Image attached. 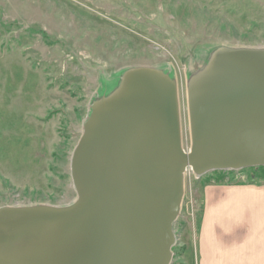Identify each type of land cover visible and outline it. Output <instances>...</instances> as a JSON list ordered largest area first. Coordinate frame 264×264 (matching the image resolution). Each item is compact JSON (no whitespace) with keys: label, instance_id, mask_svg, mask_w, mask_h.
Masks as SVG:
<instances>
[{"label":"rangeland","instance_id":"374dc122","mask_svg":"<svg viewBox=\"0 0 264 264\" xmlns=\"http://www.w3.org/2000/svg\"><path fill=\"white\" fill-rule=\"evenodd\" d=\"M222 48H264V0H0V209L72 205L70 158L91 104L135 68L177 88L190 149L187 85ZM262 184L264 168L184 174L170 264H196L200 187Z\"/></svg>","mask_w":264,"mask_h":264},{"label":"water","instance_id":"95a60500","mask_svg":"<svg viewBox=\"0 0 264 264\" xmlns=\"http://www.w3.org/2000/svg\"><path fill=\"white\" fill-rule=\"evenodd\" d=\"M187 107L185 152L175 82L152 68L122 74L71 155L76 201L0 209V264H170L185 172L264 168V48L214 51Z\"/></svg>","mask_w":264,"mask_h":264},{"label":"crops","instance_id":"0c3cea01","mask_svg":"<svg viewBox=\"0 0 264 264\" xmlns=\"http://www.w3.org/2000/svg\"><path fill=\"white\" fill-rule=\"evenodd\" d=\"M196 264H264V183L200 187Z\"/></svg>","mask_w":264,"mask_h":264},{"label":"trees","instance_id":"16d2710c","mask_svg":"<svg viewBox=\"0 0 264 264\" xmlns=\"http://www.w3.org/2000/svg\"><path fill=\"white\" fill-rule=\"evenodd\" d=\"M222 181L220 180V181H216L215 183H221Z\"/></svg>","mask_w":264,"mask_h":264},{"label":"built area","instance_id":"2783aa9c","mask_svg":"<svg viewBox=\"0 0 264 264\" xmlns=\"http://www.w3.org/2000/svg\"><path fill=\"white\" fill-rule=\"evenodd\" d=\"M188 171V170H187Z\"/></svg>","mask_w":264,"mask_h":264}]
</instances>
